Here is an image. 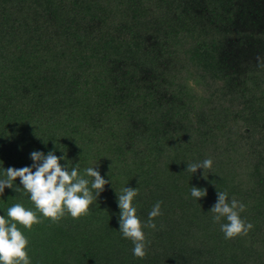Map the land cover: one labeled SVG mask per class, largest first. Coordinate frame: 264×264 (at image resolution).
<instances>
[{"label": "trees", "instance_id": "1", "mask_svg": "<svg viewBox=\"0 0 264 264\" xmlns=\"http://www.w3.org/2000/svg\"><path fill=\"white\" fill-rule=\"evenodd\" d=\"M32 151L109 181L88 215L18 224L32 264H264V0H0V178ZM22 187L0 216L34 210ZM125 187L142 222L162 202L144 259L119 231ZM218 191L246 236L213 222Z\"/></svg>", "mask_w": 264, "mask_h": 264}, {"label": "clouds", "instance_id": "2", "mask_svg": "<svg viewBox=\"0 0 264 264\" xmlns=\"http://www.w3.org/2000/svg\"><path fill=\"white\" fill-rule=\"evenodd\" d=\"M30 157L33 161L31 166L8 167L4 169V178H0V195H3L5 187L18 191L14 188V182L19 178L24 192L34 205L33 210L26 209L21 203H15L7 208L6 215L0 216V264H32L27 251L29 240L18 228V224L31 230L34 224L43 222L41 216L58 223L65 215H70L73 219L88 215L89 206L109 183L98 171V163L84 169L83 174H80L78 167L70 168L68 164H61L60 161L66 159L65 156H57L54 151L47 154L32 151ZM212 166L213 160L208 158L202 162L187 164L186 171L194 174L202 168L205 172ZM138 194L139 190L132 187H125L117 193L120 209L119 231L134 245V257L144 259L151 242L147 240L143 229H156L154 218L163 214L162 202L157 201L148 213L147 221L142 222L133 204ZM206 195V189L191 187V196L196 200ZM245 209L246 205L235 198L229 201L227 192H217V201L210 211L213 213V222L220 225L225 239L246 236L254 227L252 223L241 218L240 213Z\"/></svg>", "mask_w": 264, "mask_h": 264}]
</instances>
